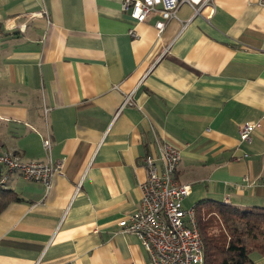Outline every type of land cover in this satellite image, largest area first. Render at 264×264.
<instances>
[{"label":"crops","instance_id":"1","mask_svg":"<svg viewBox=\"0 0 264 264\" xmlns=\"http://www.w3.org/2000/svg\"><path fill=\"white\" fill-rule=\"evenodd\" d=\"M122 3L0 0V149L63 163L49 189L9 175L22 201L0 215V264H148L119 223L163 142L197 202L264 208V3L183 5L161 34Z\"/></svg>","mask_w":264,"mask_h":264},{"label":"built area","instance_id":"2","mask_svg":"<svg viewBox=\"0 0 264 264\" xmlns=\"http://www.w3.org/2000/svg\"><path fill=\"white\" fill-rule=\"evenodd\" d=\"M212 0H123L122 9L137 23H143L157 12L160 20L155 24L158 34L167 23L177 18L183 5L191 6L196 15L211 17ZM264 3V0H261ZM137 38V33L130 30ZM133 105L127 97L123 107ZM48 112V111H46ZM256 126L248 123L240 130L242 141H250V133ZM51 139H43V146L50 151ZM181 161V151L163 142L157 145L156 153L143 158L147 178L139 184L140 207L119 225L126 233L136 235L148 256V264H204V245L199 231L196 209H184V201L191 194V188L180 185L176 172ZM0 167L5 170L0 182L6 183L9 175L18 172L28 181L42 183L49 189L56 173L63 169L62 162H23L19 157L2 152Z\"/></svg>","mask_w":264,"mask_h":264},{"label":"trees","instance_id":"3","mask_svg":"<svg viewBox=\"0 0 264 264\" xmlns=\"http://www.w3.org/2000/svg\"><path fill=\"white\" fill-rule=\"evenodd\" d=\"M20 201L17 192L0 187V215L9 205ZM194 208L203 239L204 264H256L255 256L264 257L263 207L239 210L227 203L204 199Z\"/></svg>","mask_w":264,"mask_h":264},{"label":"rangeland","instance_id":"4","mask_svg":"<svg viewBox=\"0 0 264 264\" xmlns=\"http://www.w3.org/2000/svg\"><path fill=\"white\" fill-rule=\"evenodd\" d=\"M8 181V180H7ZM6 181V182H7ZM0 187H5V188H7L6 187V183H2V182H0ZM185 203H184V209H190V208H192V207H194L195 206V204H196V202H197V199H195V197H193V196H190V197H188L187 199H186V201H184Z\"/></svg>","mask_w":264,"mask_h":264}]
</instances>
